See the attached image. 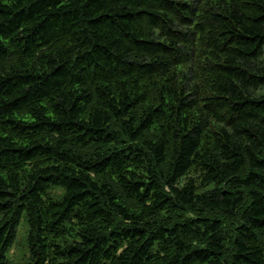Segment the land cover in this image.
<instances>
[{
    "label": "trees",
    "instance_id": "trees-1",
    "mask_svg": "<svg viewBox=\"0 0 264 264\" xmlns=\"http://www.w3.org/2000/svg\"><path fill=\"white\" fill-rule=\"evenodd\" d=\"M263 48L264 0H0V264L22 216L23 264H264Z\"/></svg>",
    "mask_w": 264,
    "mask_h": 264
},
{
    "label": "rangeland",
    "instance_id": "rangeland-1",
    "mask_svg": "<svg viewBox=\"0 0 264 264\" xmlns=\"http://www.w3.org/2000/svg\"><path fill=\"white\" fill-rule=\"evenodd\" d=\"M262 60L264 61V48H263ZM51 192L56 194V196H59L61 193L60 189L58 188H55ZM26 236H27V223L25 217L22 216L16 228L15 240L8 253V258L15 264H23L27 260L28 252L26 245Z\"/></svg>",
    "mask_w": 264,
    "mask_h": 264
}]
</instances>
